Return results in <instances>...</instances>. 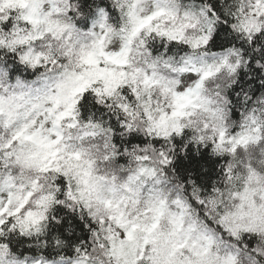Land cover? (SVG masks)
Instances as JSON below:
<instances>
[{"label": "snow or ice", "instance_id": "snow-or-ice-1", "mask_svg": "<svg viewBox=\"0 0 264 264\" xmlns=\"http://www.w3.org/2000/svg\"><path fill=\"white\" fill-rule=\"evenodd\" d=\"M0 264H264V0H0Z\"/></svg>", "mask_w": 264, "mask_h": 264}]
</instances>
